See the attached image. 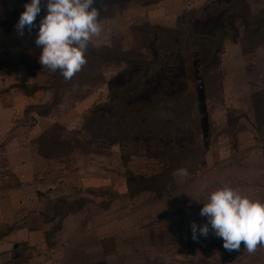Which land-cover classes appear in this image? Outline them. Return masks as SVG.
I'll return each mask as SVG.
<instances>
[{"label":"rangeland","instance_id":"rangeland-1","mask_svg":"<svg viewBox=\"0 0 264 264\" xmlns=\"http://www.w3.org/2000/svg\"><path fill=\"white\" fill-rule=\"evenodd\" d=\"M30 2L0 0V146L11 147L0 154V188L37 198L43 239L68 246L73 260L57 249L49 264H264V246L229 251L210 225L199 233L216 188L264 202L252 97L264 91V30L245 31L263 27L264 0H96L102 32L70 80L39 63L46 0L31 32H18ZM221 38L219 65L205 53V71L195 41ZM106 49L120 60L106 62ZM144 74L122 109L118 91ZM113 104L131 117L126 124ZM180 168L188 175L172 176ZM125 170L165 172L167 185L122 197ZM56 202L64 217L54 216Z\"/></svg>","mask_w":264,"mask_h":264},{"label":"clouds","instance_id":"clouds-1","mask_svg":"<svg viewBox=\"0 0 264 264\" xmlns=\"http://www.w3.org/2000/svg\"><path fill=\"white\" fill-rule=\"evenodd\" d=\"M95 4L96 0H46V15L40 20L35 40L42 47L39 63L43 68L60 70L64 79L70 80L87 63L88 45L102 32L100 10ZM24 7L16 25L21 35L25 27L31 32L36 26L41 0H31ZM173 175L187 176L188 171L180 168ZM200 215L207 218V223L199 228V233L207 236L210 225L214 234L223 239L226 250H239L244 242L251 254L258 245L264 246V202L259 199L224 185L210 192ZM192 232L195 239V222Z\"/></svg>","mask_w":264,"mask_h":264},{"label":"crops","instance_id":"crops-1","mask_svg":"<svg viewBox=\"0 0 264 264\" xmlns=\"http://www.w3.org/2000/svg\"><path fill=\"white\" fill-rule=\"evenodd\" d=\"M10 148L0 146V154ZM31 199L25 200L18 192L0 188V264H49L59 259L57 249L65 260H73L70 254H65L68 246L57 247L43 239L38 200Z\"/></svg>","mask_w":264,"mask_h":264},{"label":"trees","instance_id":"trees-1","mask_svg":"<svg viewBox=\"0 0 264 264\" xmlns=\"http://www.w3.org/2000/svg\"><path fill=\"white\" fill-rule=\"evenodd\" d=\"M261 24L263 25V27L259 26V28H255L253 30L250 28H245L246 22H243V27L245 28L246 34L253 35L262 29L264 30V21H261ZM229 27H232V26L229 24ZM224 38H221L218 41H213V40L208 41L205 39H197L195 41V43H197L199 45L198 47L201 49L200 50L201 55L203 54V56L201 57V62H202V65H203V68L205 71H208V67H209L208 65L209 64H205L204 54L205 53L207 54L210 51H213V54H214L213 65L215 67L218 66L219 65V56L221 55V53L223 51L222 49H223ZM105 52L113 56V57H111L110 55H105V57L103 59L106 60V62L116 60V59L120 60L119 56L116 54L113 55L111 50L106 49ZM95 55L96 54H93V56H95ZM98 57H99V54H98ZM100 58H102V56H100ZM153 69H154V71L158 70V68H153ZM153 69H152V71H153ZM147 77H148L147 74H144L143 77L138 78L135 82H132L123 90L118 91L120 94H122L121 95L122 102H123L121 104L122 109H124V108L126 109L128 107V106L126 107L124 105V101L126 99H128L130 96H134L139 92V90L144 86V83H145ZM252 97H253V104H254V109H255V119H256V124H257L256 133H257L258 137H262V136H264V91H263V94L255 93V94H253ZM113 105H114V107H113ZM113 105L111 106V113L113 116H116V115L119 116V118H117V123L126 124L129 121V119L131 118L130 116H128V113L126 111L127 109L124 111H122V109H120V111H119V109L116 107L117 105H115V104H113ZM125 157L129 158V156L127 154H125ZM162 164H163V162H162ZM123 166H128L127 162H125ZM125 171L126 172L128 171L127 176L126 175H125V177L123 176V180H124V184H125V188H126V193L122 197L134 198L143 192L160 191V190L164 189L165 186L167 185V181L164 182V179H163L164 178L163 175L165 172L164 173L160 172L156 176H152V177H148V178H137L132 173V171H130V170H125ZM173 173L174 172L172 171V176H173ZM54 206H56V208H54L55 209L54 216H55V212L59 214V215H57L58 217H60V216L64 217L66 215V214H60V212L62 210L66 209V207H64V203H61V206H60L56 202V204ZM68 213H71V212H68Z\"/></svg>","mask_w":264,"mask_h":264}]
</instances>
